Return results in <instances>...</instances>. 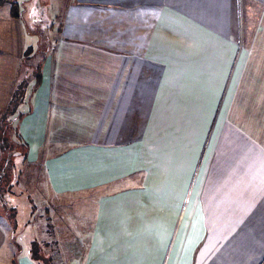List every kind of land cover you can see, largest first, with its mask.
Here are the masks:
<instances>
[{"label":"crops","instance_id":"1","mask_svg":"<svg viewBox=\"0 0 264 264\" xmlns=\"http://www.w3.org/2000/svg\"><path fill=\"white\" fill-rule=\"evenodd\" d=\"M57 3L23 84L26 27L0 6V133L41 173L49 223L87 198L68 264H264V0ZM15 227L0 213V264H40Z\"/></svg>","mask_w":264,"mask_h":264},{"label":"rangeland","instance_id":"2","mask_svg":"<svg viewBox=\"0 0 264 264\" xmlns=\"http://www.w3.org/2000/svg\"><path fill=\"white\" fill-rule=\"evenodd\" d=\"M8 1L9 2L5 4H10L12 17H14L12 14V2L19 3L20 14L26 27L25 40L29 48H25L27 57L23 61V72L19 81L20 84H23L27 79L31 78L36 67L41 64L42 59L47 55L50 47L58 36V22L56 19L58 3L57 0ZM14 90H17L14 92V99L18 101V99H20L21 88L19 86ZM20 111V108H15L14 110L16 114H19ZM3 133H6V131L4 130ZM1 137L2 133H0V157L3 158L0 163V213L8 218L16 220L15 241L20 246L15 245V255L18 257V254L23 250V254L27 253L33 256L40 264H57V262L58 264H68L70 260L68 259L69 255L78 257L80 251L71 252L69 250H64L65 247L73 249L77 245L67 243L69 241L73 242V240H71L72 238H67V234L74 232V230H72L73 227L81 228L84 232L86 222L88 221L84 218L81 219V216L85 215L88 210L87 207L89 204L87 203V198L84 196H74L70 199H64V203L60 204V208L53 209L55 211L58 210L57 213L71 216L72 219L67 220L66 218H61L56 221L54 220L53 224L49 223V220L47 221V216L51 212L50 208L54 205L47 201V196L44 194V191L41 194L40 191L43 188H38L43 180L41 173L39 174L38 171H36V167H30L24 164V156L18 153L16 148L12 146V141L10 139H5V137L9 138V134H3L4 139ZM9 163H11V166H9ZM38 189L40 191H38ZM34 204H36L35 207L38 208V211H34ZM55 204L59 205V203ZM46 206L49 209V213L45 211ZM31 214L35 215V219L33 218L34 222H36L35 224L29 222L32 216ZM38 222L44 223L45 229L48 230H52L53 227L57 228L58 226L64 228L63 225H67L70 222H72L73 226L72 228L70 227L71 229L68 227L69 231L66 230L67 228L61 231L63 234L59 237L64 236L60 239L62 241L61 245H56L53 242L56 240L55 232L53 236H51V234L49 235L51 242L45 244V241L39 235ZM77 247L81 249V245H77ZM53 248L57 249V252L53 253L56 257L54 263L52 262V255L50 253ZM80 255L82 256L83 253ZM45 258L48 259L45 261Z\"/></svg>","mask_w":264,"mask_h":264},{"label":"trees","instance_id":"3","mask_svg":"<svg viewBox=\"0 0 264 264\" xmlns=\"http://www.w3.org/2000/svg\"><path fill=\"white\" fill-rule=\"evenodd\" d=\"M6 2H9L8 0H0V6L5 4ZM12 14L15 18H20V6L18 2H12Z\"/></svg>","mask_w":264,"mask_h":264}]
</instances>
